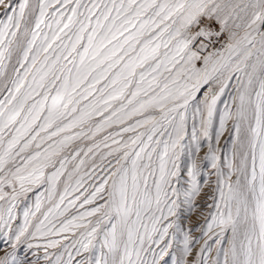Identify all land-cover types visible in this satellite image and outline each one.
<instances>
[{"label":"snow or ice","instance_id":"1","mask_svg":"<svg viewBox=\"0 0 264 264\" xmlns=\"http://www.w3.org/2000/svg\"><path fill=\"white\" fill-rule=\"evenodd\" d=\"M0 264H264V0H0Z\"/></svg>","mask_w":264,"mask_h":264},{"label":"rangeland","instance_id":"2","mask_svg":"<svg viewBox=\"0 0 264 264\" xmlns=\"http://www.w3.org/2000/svg\"><path fill=\"white\" fill-rule=\"evenodd\" d=\"M191 219H195V217L193 216ZM184 223H185V225H187L188 223H189V221L186 219L185 221H184Z\"/></svg>","mask_w":264,"mask_h":264}]
</instances>
